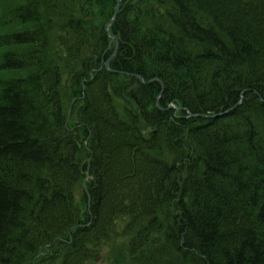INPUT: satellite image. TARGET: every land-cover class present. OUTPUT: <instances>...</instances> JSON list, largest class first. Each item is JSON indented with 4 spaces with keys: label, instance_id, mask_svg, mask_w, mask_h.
I'll return each instance as SVG.
<instances>
[{
    "label": "trees",
    "instance_id": "trees-1",
    "mask_svg": "<svg viewBox=\"0 0 264 264\" xmlns=\"http://www.w3.org/2000/svg\"><path fill=\"white\" fill-rule=\"evenodd\" d=\"M116 4L0 0V264H88L122 226L131 264H264V7L122 0L115 41Z\"/></svg>",
    "mask_w": 264,
    "mask_h": 264
},
{
    "label": "rangeland",
    "instance_id": "rangeland-1",
    "mask_svg": "<svg viewBox=\"0 0 264 264\" xmlns=\"http://www.w3.org/2000/svg\"><path fill=\"white\" fill-rule=\"evenodd\" d=\"M10 8H11L10 5H4V9L10 10ZM114 40L117 41L116 39ZM178 57L185 58L182 55L180 56L178 55ZM183 60L185 61V59ZM224 91H225V88H224ZM231 93H233V90H231ZM240 103H241V100L238 101V104ZM171 106L172 108L176 109L175 106L173 105ZM189 118H192V117L189 116ZM82 185L83 183H80L77 187L78 195L82 193L81 192L82 190L81 188H83ZM252 193L255 194V190H253ZM122 229H123V226L119 230H113L111 232V235L109 236V238L105 239L101 243V245L98 247V251L95 255L96 257L94 259L89 260L88 264H131L132 257L126 254L127 252V248L125 246L126 237H125V234L122 232ZM156 256H158L157 261H159L160 264L162 263L165 264L164 262L168 261V258H169V256L167 255L165 256L163 254H158ZM170 257L173 259L172 255H170Z\"/></svg>",
    "mask_w": 264,
    "mask_h": 264
},
{
    "label": "bare ground",
    "instance_id": "bare-ground-1",
    "mask_svg": "<svg viewBox=\"0 0 264 264\" xmlns=\"http://www.w3.org/2000/svg\"><path fill=\"white\" fill-rule=\"evenodd\" d=\"M258 1V3H260L263 7H264V3H263V1L262 0H257ZM115 34L113 33V36H114ZM117 37V36H116ZM118 38V37H117ZM119 43V42H118ZM118 44H117V47H116V50H115V52L114 53H112L113 55H116V53H117V51H118ZM219 56V55H218ZM224 56H226V53H225V51L222 53V57H224ZM17 60V59H16ZM223 60H225L226 62H228V63H230V65H231V67H236V66H234V64L233 63H231V62H229V60L228 59H223ZM92 72H93V70H92ZM94 72H95V69H94ZM227 75H229V76H231L232 77V75L231 74H227ZM227 78V77H226ZM233 78V77H232ZM227 79H229V78H227ZM234 79V78H233ZM230 80H232V79H230ZM78 82H77V87L79 88V86L78 85H80L81 84V86H82V89L83 90H87V88L85 87V85H86V81L85 80H81V78H78V80H77ZM254 93H253V95H252V99L251 100H248V103H249V101L251 102V103H253V104H257V105H253L251 108H250V104H249V106H242V104L240 105V106H242V107H245L246 109H248L249 111H251L252 109H253V107L254 108H256V109H258L259 111L261 110V111H263L264 112V87H263V89H259L258 91H253ZM53 99H56V98H54V97H52ZM33 109V107H31V109L30 110H32ZM207 117H210V115L209 116H207ZM231 144H232V146H233V148L235 149L236 148V143H234V142H231L230 143V145H229V147H228V159L229 160H231V159H233V160H235V159H238V158H240V156L241 155H243L244 153H241L240 151L238 152L237 151V149H235V151H232V149H231ZM249 148H251V150L254 152V151H256L257 150V146H256V144H255V140H252L251 142H250V146H249ZM250 150V149H249ZM262 153H263V157H264V147H262ZM238 155L237 157L235 156V155ZM232 161V160H231ZM151 166H153V167H157V166H155V165H151ZM225 173L227 174L228 172L227 171H225ZM231 172H229L228 174H230ZM259 175V177H261V186H263L264 185V173H259L258 174ZM242 182V181H241ZM239 187L240 188H238L240 191H241V189H245V190H248V187L247 186H245V185H243V183L242 184H239ZM29 189L31 190V187H29ZM119 196H120V193L118 194ZM31 194L30 193H27V194H25L24 195V197L26 198V200L27 201H29L30 199H31ZM65 201V200H64ZM187 207L189 208V209H193V207H191V204L190 203H188L187 204ZM22 218L20 217V215H19V217H17V222L18 223H22ZM18 227V226H17ZM262 230H264V229H262ZM183 236H182V239H183V242H186L187 240V238L189 237V236H187L185 233H183L182 234ZM72 237H75V234L73 233V235H72ZM153 243H155V244H157L158 246H159V244H158V241H154ZM185 245H183V247H182V250H183V252H185L187 255L188 254H190V253H192V252H194L196 249L195 248H197V246H195L194 244H191V243H184ZM196 252V251H195ZM158 258V256H156V259ZM146 262H148L147 260H145ZM169 264H174V262L172 261V262H169Z\"/></svg>",
    "mask_w": 264,
    "mask_h": 264
},
{
    "label": "water",
    "instance_id": "water-1",
    "mask_svg": "<svg viewBox=\"0 0 264 264\" xmlns=\"http://www.w3.org/2000/svg\"><path fill=\"white\" fill-rule=\"evenodd\" d=\"M118 2H120V0H118ZM116 13L114 14V16L112 17V19H111V22L106 26V29H108V27L111 25V23L113 22V21H115V18L117 17V14H118V12H119V4L117 5V7H116ZM113 36V34L111 35V37Z\"/></svg>",
    "mask_w": 264,
    "mask_h": 264
}]
</instances>
